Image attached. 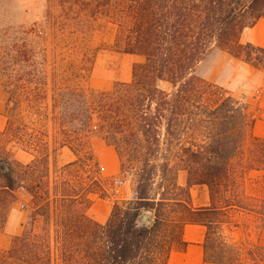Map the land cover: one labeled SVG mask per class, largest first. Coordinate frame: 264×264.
Listing matches in <instances>:
<instances>
[{
  "label": "trees",
  "instance_id": "1",
  "mask_svg": "<svg viewBox=\"0 0 264 264\" xmlns=\"http://www.w3.org/2000/svg\"><path fill=\"white\" fill-rule=\"evenodd\" d=\"M57 2L66 12H104L117 26L114 48L144 60L132 65L129 82L88 91L77 82L80 73L58 77L48 70L41 25H0L6 95L0 231L17 193L24 192L31 206L21 234L0 251V264H166L172 250L186 246V224L206 228L207 262L264 264V247L221 235L233 212L264 227V197L245 190L247 175L264 174V139L252 135L248 105L197 72L225 52L264 73V48L240 42L244 29L264 19V0ZM94 138L114 149L131 182L129 199L115 202L104 223L88 214L90 195L106 192L91 150ZM11 144L32 160L13 159ZM64 147L75 160L50 176V150ZM84 170L86 176L70 179ZM199 185L207 187L209 203L194 208L190 188ZM146 212L148 223L142 224Z\"/></svg>",
  "mask_w": 264,
  "mask_h": 264
},
{
  "label": "rangeland",
  "instance_id": "2",
  "mask_svg": "<svg viewBox=\"0 0 264 264\" xmlns=\"http://www.w3.org/2000/svg\"><path fill=\"white\" fill-rule=\"evenodd\" d=\"M0 25H41L45 31L48 50V70L56 72L58 77L63 75V71L64 74H70L72 71L80 73L77 82L88 91H108L116 83L129 82L132 65L144 60L140 55L123 54L114 48L117 26L109 22L104 12L96 15L84 11L66 12L57 0H0ZM216 59L217 55L214 59L204 62L198 68V74L246 103L253 120L252 135L264 139V73L253 72L249 67L237 62L227 63L222 60L215 66ZM158 85L163 90L170 89L166 82H159ZM5 101L6 95L0 87V130L6 123ZM9 148L12 158L23 164L33 158L18 145L11 144ZM91 150L101 167L100 177L106 191L99 192V195H90L94 205L90 206L88 214L94 219L96 214L106 211L107 207L112 208L115 202L129 199L131 182L130 177L121 173L120 169L114 170L113 163L117 160V155L107 149L102 140L92 139ZM74 160L75 156L66 147L58 148L54 152L50 150L53 171L50 176L58 174L63 165ZM78 174L86 176L85 170L74 171L70 174V179L75 181ZM185 175L184 171H180L178 182L180 176L182 178ZM119 179H124L125 185L116 186L114 181ZM245 190L248 194L264 197V174L247 175ZM17 198L12 214L23 216L26 221L31 212L29 197L24 192H19ZM146 214L149 218L150 214ZM6 231L5 228L0 231V236L6 234ZM221 231V235L228 242H246L264 247V227L259 226L256 219L249 214L231 213Z\"/></svg>",
  "mask_w": 264,
  "mask_h": 264
},
{
  "label": "crops",
  "instance_id": "3",
  "mask_svg": "<svg viewBox=\"0 0 264 264\" xmlns=\"http://www.w3.org/2000/svg\"><path fill=\"white\" fill-rule=\"evenodd\" d=\"M240 42L252 43L256 46L264 48V19L258 20V22L253 27L244 29L240 36ZM222 60L227 63L237 62L243 64L235 59L230 58L227 53L220 52L217 55L215 66H218ZM107 149L112 150L116 155L112 147L107 146ZM113 165L114 170L119 169L118 158L114 161ZM178 183L184 186L186 184V175L182 178L180 176ZM190 198L191 206L194 208L207 206L209 203L207 187L204 185L191 187ZM93 205L94 204H91V206ZM111 209V207H107L106 211L96 214L94 219L100 223H104L107 220ZM24 223L25 217L12 214V211L10 212L5 227L7 233H4L0 236V249L8 248L12 236L21 234ZM205 235L206 228L204 226L197 224H186L182 230V238L186 243V246L183 249L172 250L168 256L166 264H213L211 262H207L204 259V250L202 244L204 242Z\"/></svg>",
  "mask_w": 264,
  "mask_h": 264
},
{
  "label": "water",
  "instance_id": "4",
  "mask_svg": "<svg viewBox=\"0 0 264 264\" xmlns=\"http://www.w3.org/2000/svg\"><path fill=\"white\" fill-rule=\"evenodd\" d=\"M141 223L142 224H147L148 223V215L146 213H143L141 215Z\"/></svg>",
  "mask_w": 264,
  "mask_h": 264
},
{
  "label": "built area",
  "instance_id": "5",
  "mask_svg": "<svg viewBox=\"0 0 264 264\" xmlns=\"http://www.w3.org/2000/svg\"><path fill=\"white\" fill-rule=\"evenodd\" d=\"M114 184L116 186H123V185H125V180L124 179H119L117 181H114Z\"/></svg>",
  "mask_w": 264,
  "mask_h": 264
}]
</instances>
